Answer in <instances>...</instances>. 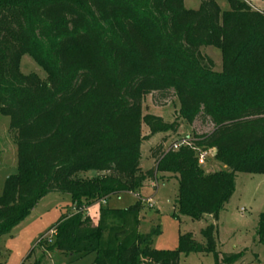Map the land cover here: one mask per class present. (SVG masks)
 Returning a JSON list of instances; mask_svg holds the SVG:
<instances>
[{
    "label": "trees",
    "instance_id": "trees-1",
    "mask_svg": "<svg viewBox=\"0 0 264 264\" xmlns=\"http://www.w3.org/2000/svg\"><path fill=\"white\" fill-rule=\"evenodd\" d=\"M0 0V113L16 135L17 172L0 194V237L23 221L48 193L68 194L71 211L48 229L45 252L94 264H178L180 254L210 253L234 264L243 252L218 250L216 226L190 233L175 250L152 246L159 225L140 231L142 202L110 208L120 193H138L158 173L178 180L173 217L218 219L237 173L264 174V7L241 0ZM264 3V0H262ZM221 51L222 71L200 48ZM28 55L44 72L20 71ZM172 93L177 118L141 116L144 96ZM208 120L210 131L190 146L151 149L140 167L141 125L175 133L180 122ZM216 150L227 169L206 172L195 149ZM88 171H94L88 176ZM98 204L96 226L82 211ZM257 238L264 243V213ZM39 241V240H38ZM219 257L221 262H219Z\"/></svg>",
    "mask_w": 264,
    "mask_h": 264
},
{
    "label": "rangeland",
    "instance_id": "rangeland-1",
    "mask_svg": "<svg viewBox=\"0 0 264 264\" xmlns=\"http://www.w3.org/2000/svg\"><path fill=\"white\" fill-rule=\"evenodd\" d=\"M199 3L200 0H184L187 9H197ZM217 3L222 10H228L226 0H217ZM252 5L259 7L260 10L264 7L262 0H252ZM200 52L212 59L215 72L222 71L220 49L207 46L201 47ZM20 71L24 74L33 72L41 79L45 78L44 72L28 55L22 56ZM178 111L179 103L172 93L166 96L152 93L142 99L141 116H158L164 122L172 123L177 118ZM211 128L208 120L198 119L192 124L180 122L175 133L160 131L152 134L148 127L142 124L141 169L145 171L153 167L151 149L158 144L162 143L165 149H171L173 144H178L186 138L193 140ZM15 138V133L9 130V118L0 113V194L5 178L17 172ZM195 151L197 155L202 152L200 149ZM205 152V160L199 164L206 172L227 169L216 159L214 148ZM87 175L93 176L94 171H88ZM177 188L178 180L175 176L158 173L138 193L110 196L108 206L123 209L140 200L142 202L140 231L145 233L155 225H159L161 229L160 235L152 240L154 249L175 250L178 247L179 235L184 233H190L195 241L204 245L200 230L208 224H214L220 252L244 253L234 264H264V243H259L257 238L259 215L264 213V174L237 173L234 192L217 220L210 215L200 220H193L187 216H180V220H176L173 213ZM70 203L68 194L48 193L23 223L14 227L9 235L0 237V264H94L95 254L69 262L68 254L44 251L51 240V232H47L48 229L62 213L72 210L71 207L68 208ZM178 264H214V259L210 253L180 254Z\"/></svg>",
    "mask_w": 264,
    "mask_h": 264
},
{
    "label": "crops",
    "instance_id": "crops-1",
    "mask_svg": "<svg viewBox=\"0 0 264 264\" xmlns=\"http://www.w3.org/2000/svg\"><path fill=\"white\" fill-rule=\"evenodd\" d=\"M221 9V8H220ZM221 11H225V10H222L221 9ZM129 194H131V193H129ZM132 195H134V194H132ZM45 197H43L40 201H42L43 199H44ZM109 199V198H108ZM39 201V202H40ZM38 202V203H39ZM37 203V204H38ZM109 203H108V200H107V205H108ZM71 207V203H70V205H69V207L68 208H70ZM67 208V209H68ZM35 209V208H34ZM34 209L31 211V213L34 211ZM30 213V214H31ZM29 214V215H30ZM28 215V216H29ZM82 215L83 216H86L87 217V219H88V221H87V224L88 225H90V226H96V224H97V220H98V204H94V205H92V206H90V207H87L86 209H84L83 211H82ZM27 216V217H28ZM27 217L25 218V219H27ZM25 219L23 220V221H25ZM23 221H21L19 224H21V223H23ZM19 224L17 225V226H19ZM17 226H15V227H17ZM3 237V236H2Z\"/></svg>",
    "mask_w": 264,
    "mask_h": 264
},
{
    "label": "built area",
    "instance_id": "built-area-1",
    "mask_svg": "<svg viewBox=\"0 0 264 264\" xmlns=\"http://www.w3.org/2000/svg\"><path fill=\"white\" fill-rule=\"evenodd\" d=\"M241 1L244 2L246 5H248L251 10L256 11V12H261L259 7H254L252 5V0H241ZM190 143H191L190 140L186 138V139L181 140V142L178 144H173L172 149H178L180 146H190ZM205 157H206V152L199 153L198 155L199 163H203L205 160Z\"/></svg>",
    "mask_w": 264,
    "mask_h": 264
}]
</instances>
